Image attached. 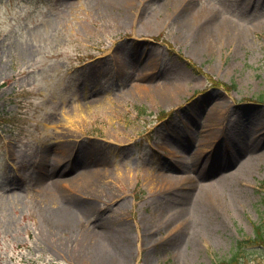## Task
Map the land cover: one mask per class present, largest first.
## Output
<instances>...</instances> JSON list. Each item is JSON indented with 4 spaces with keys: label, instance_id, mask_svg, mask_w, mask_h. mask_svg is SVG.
I'll return each mask as SVG.
<instances>
[{
    "label": "rangeland",
    "instance_id": "rangeland-1",
    "mask_svg": "<svg viewBox=\"0 0 264 264\" xmlns=\"http://www.w3.org/2000/svg\"><path fill=\"white\" fill-rule=\"evenodd\" d=\"M178 9L0 0V264H264V0Z\"/></svg>",
    "mask_w": 264,
    "mask_h": 264
},
{
    "label": "bare ground",
    "instance_id": "bare-ground-1",
    "mask_svg": "<svg viewBox=\"0 0 264 264\" xmlns=\"http://www.w3.org/2000/svg\"><path fill=\"white\" fill-rule=\"evenodd\" d=\"M171 1L174 2V5L172 4ZM168 3L175 7V13L174 14H175L176 18L183 20V22H185V23H183V31L184 32L192 31V25L196 24L195 19H193L192 17L184 18L183 16L178 14V13H180L178 11V10H180V9H178V6H180L183 3V0H168ZM178 15H179V17H178ZM188 27H190V29ZM201 46H202L201 43H198V46H197L198 50H202L203 46L202 47ZM176 90H177L176 87L175 86L170 87V84H166L163 87L164 93H167V94H173L174 92H176ZM222 110H226V106L222 102H218V103H215L213 106H211L210 109L208 110V112H215L216 114H221ZM224 118H225V115H223L221 117V121H224L225 120ZM256 130L257 129H253V133H255ZM219 133H221V132H219ZM255 135L258 136L259 134L256 133ZM253 137H254V135H253Z\"/></svg>",
    "mask_w": 264,
    "mask_h": 264
},
{
    "label": "trees",
    "instance_id": "trees-1",
    "mask_svg": "<svg viewBox=\"0 0 264 264\" xmlns=\"http://www.w3.org/2000/svg\"><path fill=\"white\" fill-rule=\"evenodd\" d=\"M256 238L264 243V222L259 224L256 229ZM221 264H238L237 256H233L231 259L221 262Z\"/></svg>",
    "mask_w": 264,
    "mask_h": 264
}]
</instances>
